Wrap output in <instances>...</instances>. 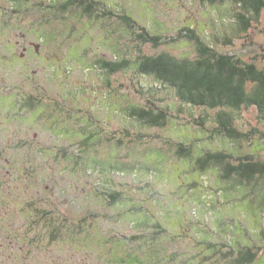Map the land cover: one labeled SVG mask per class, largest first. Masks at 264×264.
<instances>
[{
	"label": "rangeland",
	"instance_id": "374dc122",
	"mask_svg": "<svg viewBox=\"0 0 264 264\" xmlns=\"http://www.w3.org/2000/svg\"><path fill=\"white\" fill-rule=\"evenodd\" d=\"M91 1L85 11L75 0H0V264H237L248 249L257 255L247 264H264V176L224 177V165L199 162L221 151L263 161L257 109L227 108L248 133L232 140L215 131L217 109L181 102L137 70L142 55L197 57L188 27L264 68V8L244 30L231 0ZM142 26L162 43L143 41ZM32 41L40 54L24 56ZM124 59L116 72L101 66ZM20 93L39 100L23 104ZM134 108L164 110L166 124ZM31 200L49 211L35 232L24 221Z\"/></svg>",
	"mask_w": 264,
	"mask_h": 264
},
{
	"label": "trees",
	"instance_id": "16d2710c",
	"mask_svg": "<svg viewBox=\"0 0 264 264\" xmlns=\"http://www.w3.org/2000/svg\"><path fill=\"white\" fill-rule=\"evenodd\" d=\"M209 2H224L226 0H208ZM228 1V0H227ZM240 5L237 19L244 22L242 29L251 25V19L257 18L264 8V0H231ZM251 16H247V14ZM127 23L132 26L134 20L124 16ZM132 23V24H131ZM186 32L183 36L196 42L197 57L178 58L169 53L157 55H142L137 61L139 73L153 77L156 82L174 89L181 102L196 107L217 109L214 119L217 123L216 132L224 134L232 140H241L248 137V133L240 131L235 125V117L231 111L242 108L255 107L259 116L264 120V68L253 62H243L231 53L214 50L207 45L200 35L192 28L181 30ZM139 36L143 41H153L160 45L163 36L153 34L146 26L140 27ZM124 59L121 62L109 60L102 61L101 66L109 71H119L129 65ZM134 117L152 126H164L167 121V112L153 109L134 108ZM232 154L221 152H207L199 159L204 162L201 166L210 163L224 165V177L236 176L245 180H253L264 176V160H257L253 154L237 157L231 160ZM112 199V198H111ZM115 199V196H113ZM256 251H244L237 264L251 263L256 258Z\"/></svg>",
	"mask_w": 264,
	"mask_h": 264
},
{
	"label": "flooded vegetation",
	"instance_id": "af4514ba",
	"mask_svg": "<svg viewBox=\"0 0 264 264\" xmlns=\"http://www.w3.org/2000/svg\"><path fill=\"white\" fill-rule=\"evenodd\" d=\"M81 2V3H85V5L83 6L84 7V9H85V11H87L88 10V6H89V4H91V6H92V1L91 0H75V2ZM42 41H45V40H42ZM41 41V43L43 44V42ZM40 42H34V41H32L29 45H26V46H24L25 47V52H24V56H30V57H33L34 56V53L35 54H40V51H39V49H40V46L42 45ZM24 47H23V49H24ZM50 56H52V55H50ZM51 58V57H50ZM24 95H26L25 96V98H24ZM8 96H10V94L8 95ZM20 96H21V98H22V103L24 104H27V105H29V104H33V103H36L37 102V100H39V99H36V98H34V97H32V96H28L26 93L25 94H23V93H20ZM11 97V96H10ZM0 98H2V99H4V98H6V96L5 95H2V96H0ZM9 103H11L10 104V108H13L14 107V104H15V102H9ZM42 110H40V106H39V103L36 105V108L34 109V112L36 113V114H38L39 112H41ZM3 116L4 115H2V116H0V118H2V119H4L3 118ZM65 128V127H64ZM63 128V129H64ZM61 133V135L64 133V130L63 131H60ZM68 132L69 133H71L72 131H71V129L70 128H68ZM39 133V132H38ZM39 137V134H37L36 136H34L33 138H32V140L31 139H26V140H23L22 142H24V143H27V144H31L32 142H34V141H37V139H38V137ZM70 137H71V135H70ZM73 137H75V135H73ZM91 137H92V134H89V135H87L86 137H85V139H84V141L87 143L88 141H90L91 140ZM39 142H37L36 143V145L38 144ZM44 151V147H43V145H40V146H38L36 149H35V152L36 153H34L33 151H31V154H32V161H35V155H36V162H37V164H39V162H40V159H41V157L43 158L44 157V155L42 154V152ZM3 153H4V151H3ZM61 151H57L56 153H55V155H54V157H55V159H59L60 158V156H61ZM1 154H2V152H1V150H0V156H1ZM63 159H65L66 157L67 158H74V156H71V153L70 152H68V153H66V152H63ZM0 162H1V158H0ZM37 168V167H36ZM35 168V169H36ZM34 169V170H35ZM34 170L32 171L33 173H34ZM33 178H35V176H33V174L31 175V179L32 180H27V181H30L29 183L28 182H25V185H26V187H29V184H34V182H33ZM112 197L113 196H115V198H116V196L119 198V193H117V195H111ZM33 200V199H32ZM32 200H31V202H27V204L25 205V211H26V219L24 220L25 222L26 221H31L32 222V225H28V226H26L27 228H28V230H30V232H35V231H37V230H35V225L36 224H42L45 220H47L46 218L47 217H49V216H46L47 214H48V212L49 211H47V212H43V208L42 209H40L38 206H39V204L38 205H36V204H34L33 202H32ZM43 202V201H42ZM25 227V228H26ZM24 228V229H25ZM36 236L38 237V238H40V234L38 233V234H36Z\"/></svg>",
	"mask_w": 264,
	"mask_h": 264
}]
</instances>
